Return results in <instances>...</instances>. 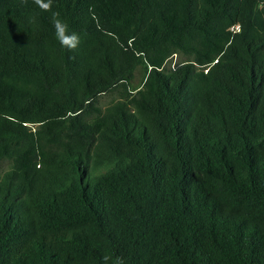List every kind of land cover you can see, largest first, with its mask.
<instances>
[{"label":"trees","instance_id":"obj_1","mask_svg":"<svg viewBox=\"0 0 264 264\" xmlns=\"http://www.w3.org/2000/svg\"><path fill=\"white\" fill-rule=\"evenodd\" d=\"M117 258L264 264V0H0V264Z\"/></svg>","mask_w":264,"mask_h":264},{"label":"clouds","instance_id":"obj_2","mask_svg":"<svg viewBox=\"0 0 264 264\" xmlns=\"http://www.w3.org/2000/svg\"><path fill=\"white\" fill-rule=\"evenodd\" d=\"M23 2L24 0H22V3ZM34 3L38 5L42 11H52V0H34ZM52 17L56 39L62 47L74 50L78 45V37L74 33L71 36L66 35L68 25L59 19L58 12H53ZM104 259L107 261L108 257H105ZM115 264H123V261L120 258H117Z\"/></svg>","mask_w":264,"mask_h":264},{"label":"rangeland","instance_id":"obj_3","mask_svg":"<svg viewBox=\"0 0 264 264\" xmlns=\"http://www.w3.org/2000/svg\"><path fill=\"white\" fill-rule=\"evenodd\" d=\"M179 60L177 57H173L171 58L168 63L166 64L167 66L172 65L175 61ZM142 76H143V70L140 69L137 74L136 77L133 80V86H138L141 83L142 80ZM114 99V95L113 94H104L101 95L99 97L98 103L101 107H105L106 105H108L112 100ZM7 168L6 164L2 165V169L5 170Z\"/></svg>","mask_w":264,"mask_h":264}]
</instances>
